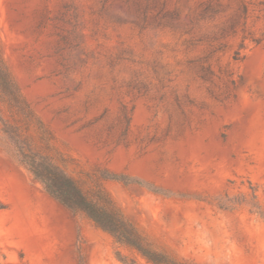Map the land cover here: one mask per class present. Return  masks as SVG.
Masks as SVG:
<instances>
[{"label": "rangeland", "instance_id": "1", "mask_svg": "<svg viewBox=\"0 0 264 264\" xmlns=\"http://www.w3.org/2000/svg\"><path fill=\"white\" fill-rule=\"evenodd\" d=\"M4 59L86 179L175 264H264V0H0ZM52 196L0 124V264H123Z\"/></svg>", "mask_w": 264, "mask_h": 264}, {"label": "trees", "instance_id": "2", "mask_svg": "<svg viewBox=\"0 0 264 264\" xmlns=\"http://www.w3.org/2000/svg\"><path fill=\"white\" fill-rule=\"evenodd\" d=\"M0 124L12 153L56 201L74 214L87 217L97 228L108 233L117 246L136 252L146 264H175L167 255L150 249L105 187L107 182L128 186L132 183L128 178L98 166L86 175V179L77 178L49 155L47 146L55 139L54 134L21 92L4 59L1 40ZM116 255L123 264H142L120 251Z\"/></svg>", "mask_w": 264, "mask_h": 264}]
</instances>
